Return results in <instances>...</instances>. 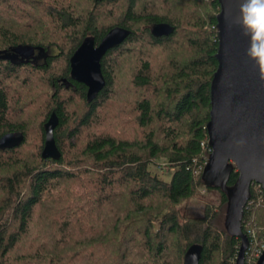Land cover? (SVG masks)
I'll return each mask as SVG.
<instances>
[{
  "label": "trees",
  "instance_id": "16d2710c",
  "mask_svg": "<svg viewBox=\"0 0 264 264\" xmlns=\"http://www.w3.org/2000/svg\"><path fill=\"white\" fill-rule=\"evenodd\" d=\"M148 1L0 0V55L11 56L0 57V137L8 131L25 135L20 144L0 148V264H183L193 243L203 247L199 264H210L216 254L217 264H234L241 239L224 224L227 194L202 178L211 151L207 123L220 3ZM159 22L173 31L153 33ZM116 26L130 33L103 56L106 83L89 101L88 86L71 76L70 58L86 36L99 43ZM26 43L44 53L14 56L12 48ZM152 49L158 60L147 53ZM134 52L123 77L129 97L114 112L118 73ZM26 91L31 102L41 100L38 143L17 159L31 130L22 116L29 111ZM52 112L58 116L59 158L42 155ZM131 120L136 129L128 133ZM160 158L174 167L170 179L156 169ZM238 175L234 169L228 183ZM202 185L219 189L221 202L208 203L201 216H186L178 204ZM84 206L94 211L90 220L79 214ZM249 221L264 228L258 182L245 206V233Z\"/></svg>",
  "mask_w": 264,
  "mask_h": 264
},
{
  "label": "water",
  "instance_id": "95a60500",
  "mask_svg": "<svg viewBox=\"0 0 264 264\" xmlns=\"http://www.w3.org/2000/svg\"><path fill=\"white\" fill-rule=\"evenodd\" d=\"M217 13L218 67L211 82V114L207 123L211 151L202 178L207 186L226 192L225 227L231 235L240 237L241 244L235 264H246V250L250 240L242 229L245 206L251 197V185L258 182L264 191V81L259 78L256 65L245 55L248 38L235 23L241 0H219ZM174 29L168 22L154 24L153 33L169 34ZM130 29L116 26L99 43L92 35L84 38L70 58L72 78L88 86V100L94 99L104 87L106 79L101 60L106 52L121 43ZM19 44L12 48L14 56L37 58L44 53L40 47ZM0 57H11L2 54ZM58 124L56 112L45 123L44 157L59 158L54 128ZM25 135L22 131H8L0 137V148L18 145ZM234 169L239 175L229 184ZM202 244L193 243L184 255L183 264H199ZM264 264V250L257 260Z\"/></svg>",
  "mask_w": 264,
  "mask_h": 264
},
{
  "label": "rangeland",
  "instance_id": "374dc122",
  "mask_svg": "<svg viewBox=\"0 0 264 264\" xmlns=\"http://www.w3.org/2000/svg\"><path fill=\"white\" fill-rule=\"evenodd\" d=\"M149 1L148 2L151 5L154 1H159V0H149ZM158 3H160V2H158ZM156 5L159 6V4H156ZM121 9L122 8H118L117 10H119V11H116V12L120 13L122 11ZM107 22H111V21L110 20H107ZM135 51H137V49H135ZM157 51L158 50H155V53H154L153 52V49H152L150 51L148 50L147 53H149V55H152V52H153L154 53V56L155 57H158L155 60H158L159 57H160V54L158 55V52ZM159 52H165V51H159ZM156 53H157V55H155ZM136 55H137L136 52H134L133 55L125 56L124 59H123V61H124L123 62L124 63L123 64L124 65L123 67L124 68L123 69H120L119 70V73H118L120 75V77H122V78L117 79L118 84L116 86V90H117L116 91V94L117 95H115V100H116V103L117 104H114V107L112 108V109L115 110L114 112H118L122 108V101L126 100L127 97H129V95H128V92L129 91L127 89V86L125 85L126 84V82H125L126 79L123 78V77H125V74H124V73H126L125 71H128V67H130L129 64L133 62V56H136ZM163 55H166V54H162V56ZM13 80L17 82V84H15V85H17L19 87H22V86H20V81L21 80H18L16 78H14ZM28 87H31V86H27V88ZM28 90H30V88ZM33 97L34 96L30 94V91H26L25 92V100L28 99V100H26V102H28L27 104L29 105V109L28 108L27 109L29 111H27V113H23L22 116L25 117V120L26 119H29V122L28 123L30 124V127H31L30 129L31 130L29 131L30 132L29 142H28L29 145L27 144V146L24 148V150H22V152H21V150L19 151V158H17V159H21L20 155L23 156V155L28 154L29 149H30V147H29L30 145H36V143H38L37 137H36V134H37L36 133L37 121L35 119H38L39 118V115H40V113L42 111V110H40L41 109V106H40L41 100H40V98H38V99L35 98L36 100H34V102L32 100V102H31V100H29V99H34ZM26 102H25V104H26ZM74 106H75V104L73 105V107ZM126 119L129 120L130 118L127 117ZM110 121H112V120L109 119L108 120V123ZM134 125L135 124L133 123L132 120L129 121V122H127V124H126V127L127 128L126 129H128V133H132L133 130L136 129ZM71 140H74V138L72 137ZM27 157H30V155H28ZM165 162H166L165 161V158H160V163H162V164L157 165L156 166V169L159 171V173L163 177H165L166 179H170L171 178V175H172V171L171 170H173L174 167H168V166L164 165ZM220 202H221V191L219 189H216V188L210 189V188L202 185V186H200L198 188V192H197L196 195H194L191 198H188V199L183 200L182 202H180L178 204L177 207L186 216H201V215L204 214L205 209H206V206H207L208 203H211V204H214V205H218ZM77 207H78L77 204H74V208L73 209L75 210V209H77ZM87 208H88V206H84V208L78 210L80 216L82 217V219L84 221H86V217H88V219L90 220L91 219L90 214H93L94 213L93 209L90 212L85 211V209H87ZM71 212L74 213L75 211H72L71 209H67V211H66V213H71ZM255 220L256 221H259L257 218ZM91 224H92V222H90V225ZM254 224H256V222L251 223L249 221L247 223L248 229H257L258 232L260 230H262V227L259 224H256L257 227ZM33 229H35V226L33 227ZM260 233H262V232L260 231ZM34 236H36V233H34V230H33V231H31V236L30 237L32 238ZM50 245L52 246L53 245V242L50 243ZM54 249H52V250H54ZM252 249L254 250V248H252ZM219 260H220V256H219V254H216L214 256V258L211 260L210 264H217ZM127 264H137V263L128 262ZM234 264H235V262H234Z\"/></svg>",
  "mask_w": 264,
  "mask_h": 264
},
{
  "label": "clouds",
  "instance_id": "9594fccd",
  "mask_svg": "<svg viewBox=\"0 0 264 264\" xmlns=\"http://www.w3.org/2000/svg\"><path fill=\"white\" fill-rule=\"evenodd\" d=\"M235 23L248 38L245 55L253 62L264 81V0H241Z\"/></svg>",
  "mask_w": 264,
  "mask_h": 264
},
{
  "label": "built area",
  "instance_id": "2783aa9c",
  "mask_svg": "<svg viewBox=\"0 0 264 264\" xmlns=\"http://www.w3.org/2000/svg\"><path fill=\"white\" fill-rule=\"evenodd\" d=\"M262 230L264 231L263 227ZM246 234L250 240L249 247L246 250V255L249 254L246 262L248 264H257V260L264 250V236L263 238H259V232L257 229H247ZM252 248H254V250Z\"/></svg>",
  "mask_w": 264,
  "mask_h": 264
},
{
  "label": "bare ground",
  "instance_id": "6f19581e",
  "mask_svg": "<svg viewBox=\"0 0 264 264\" xmlns=\"http://www.w3.org/2000/svg\"><path fill=\"white\" fill-rule=\"evenodd\" d=\"M208 142H209V139H208ZM211 149V148H210Z\"/></svg>",
  "mask_w": 264,
  "mask_h": 264
}]
</instances>
